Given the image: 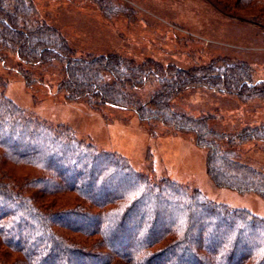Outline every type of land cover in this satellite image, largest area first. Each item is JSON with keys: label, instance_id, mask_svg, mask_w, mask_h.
I'll return each instance as SVG.
<instances>
[{"label": "trees", "instance_id": "16d2710c", "mask_svg": "<svg viewBox=\"0 0 264 264\" xmlns=\"http://www.w3.org/2000/svg\"><path fill=\"white\" fill-rule=\"evenodd\" d=\"M227 2L264 17V0ZM57 62L68 100L132 110L142 122L193 134L215 185L264 199V170L237 149L264 144V121L221 129L219 114L174 105L194 88L264 101L255 63L217 55L183 67L80 51L34 0H0V65L32 86L42 78L37 67ZM5 88L0 80V264H264V217L171 177L154 179L71 126L29 113ZM58 194L77 201L56 210L39 201Z\"/></svg>", "mask_w": 264, "mask_h": 264}, {"label": "rangeland", "instance_id": "374dc122", "mask_svg": "<svg viewBox=\"0 0 264 264\" xmlns=\"http://www.w3.org/2000/svg\"><path fill=\"white\" fill-rule=\"evenodd\" d=\"M227 1L34 0L44 18L67 34L80 51H123L137 60L155 57L183 67L228 55L255 63L258 77L264 79V17H256L258 8L234 10ZM60 67L59 63L37 67L36 74L42 78L28 86L23 77L0 65V80L6 94L29 113L52 124L71 126L99 148L129 158L138 171L158 180L171 177L199 188L212 200L264 217L262 197L211 181L205 151L194 144L193 134L142 122L132 110L108 106L96 110L85 100H68L59 84L64 79ZM218 93L190 89L174 105L197 115L219 114L214 122L221 129L264 121V101L243 102L233 94ZM237 149L243 160L264 170L263 143L248 142ZM39 201L48 210H56L77 199L58 194Z\"/></svg>", "mask_w": 264, "mask_h": 264}]
</instances>
